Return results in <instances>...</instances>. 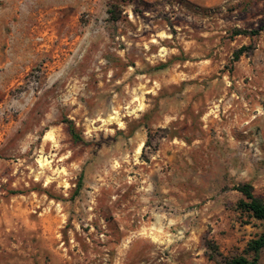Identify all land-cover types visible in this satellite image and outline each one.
Instances as JSON below:
<instances>
[{"label":"rangeland","instance_id":"1","mask_svg":"<svg viewBox=\"0 0 264 264\" xmlns=\"http://www.w3.org/2000/svg\"><path fill=\"white\" fill-rule=\"evenodd\" d=\"M244 182L264 0H0V264H221Z\"/></svg>","mask_w":264,"mask_h":264},{"label":"trees","instance_id":"2","mask_svg":"<svg viewBox=\"0 0 264 264\" xmlns=\"http://www.w3.org/2000/svg\"><path fill=\"white\" fill-rule=\"evenodd\" d=\"M246 33L245 30H236L234 34ZM237 52L235 58H238ZM69 132L74 138H78L73 125H69ZM81 177L79 178L80 182ZM80 184V183H79ZM241 194L237 201V210L250 218L264 221V198L254 194L253 186L248 183H240L234 187ZM264 247V225L261 232L253 239L247 242L244 254L234 255L225 258L221 264H257L260 250Z\"/></svg>","mask_w":264,"mask_h":264},{"label":"bare ground","instance_id":"3","mask_svg":"<svg viewBox=\"0 0 264 264\" xmlns=\"http://www.w3.org/2000/svg\"><path fill=\"white\" fill-rule=\"evenodd\" d=\"M141 146V145H140ZM140 146H139V148H140Z\"/></svg>","mask_w":264,"mask_h":264}]
</instances>
